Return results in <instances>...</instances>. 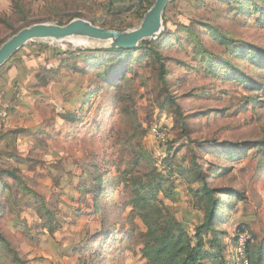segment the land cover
<instances>
[{"label": "rangeland", "instance_id": "obj_1", "mask_svg": "<svg viewBox=\"0 0 264 264\" xmlns=\"http://www.w3.org/2000/svg\"><path fill=\"white\" fill-rule=\"evenodd\" d=\"M263 7L264 0H172L157 49L166 84L144 51L127 59V79L111 87L96 80V67L74 71L85 64L66 54L108 43L35 41L19 50L0 69V111L9 112L10 123L0 118V264H144L133 254L136 242L124 240L123 231L144 226L120 183L127 168L139 171L134 160L143 148L173 184L177 195L165 202L191 233L203 219L201 168L210 188L247 199L223 196L229 210L220 228L228 237L248 231L251 247L263 242L264 151L243 156L230 148L264 140V89L245 87L222 65L233 64L264 88V61L252 63L244 49L264 50ZM138 12L127 0H0L9 23L0 24V46L31 25L73 19L129 31L141 23ZM209 54L223 61L208 63ZM91 81L99 90L85 104ZM6 169H16L22 183L2 176ZM98 175L103 192L95 198L90 182H81Z\"/></svg>", "mask_w": 264, "mask_h": 264}, {"label": "trees", "instance_id": "obj_2", "mask_svg": "<svg viewBox=\"0 0 264 264\" xmlns=\"http://www.w3.org/2000/svg\"><path fill=\"white\" fill-rule=\"evenodd\" d=\"M154 1L149 0L145 6L141 4L138 7L140 11L138 12L140 13L139 19H143ZM166 10L163 17L164 23L166 22ZM260 11L264 18V7ZM0 24L9 26L8 21L1 16ZM164 35L165 33L163 32L157 40L142 42L136 49L106 48L79 50V56H75V53L72 52L66 54L75 57L76 60L80 58L85 64V67L76 64L74 71L86 75L88 71L96 67L99 71L96 75V80L106 86L114 87L123 79H127L126 70L129 65L127 59L132 61L136 54L144 51L145 54L141 57L147 55L155 61L158 65L159 77L166 84L168 81V71L164 63L165 59L157 51L165 42ZM217 35L225 45H232L235 42L234 40L225 38V36ZM244 49L249 52L248 57L252 63L261 65V61H264L263 49L252 45ZM209 56L211 58L207 60L208 63L214 64V61L218 59L219 61H223L213 54H209ZM95 60L98 61L96 66L92 64ZM222 65L229 69L226 75L228 77L232 75L233 78L237 79L238 83L248 88L264 89L254 79L238 70L233 64L223 62ZM88 88L89 90L81 96L85 104L89 103V99L99 90V87L95 90L92 81ZM116 100L122 101L119 96L116 97ZM249 100L255 102L254 98H250ZM171 103L175 105L176 102L172 99ZM175 108L176 112L180 115V108L177 105H175ZM240 146L243 149L239 147L230 149H233L232 151H241L242 153L239 155L244 156L250 150L257 149L264 151V140L255 143L247 142ZM134 165L139 169L137 173H133L132 170L127 168L121 173L120 178L124 191L128 193L129 200L127 206L131 209V215L138 218L144 226V229L133 227L130 230L123 231L126 235V239L124 240H132L137 244V249H134L133 254L139 255L146 261V264H209L220 260L227 248L225 240L228 237V232L220 228L227 215L226 210H229L223 196L234 197L238 201H246V197L231 189L210 188L207 184L206 173L201 168H198L196 174L198 180L203 184L202 191L200 192V201L203 202V219L193 227V232L191 233L186 223L177 216L174 208L165 202L166 200L172 201L175 199V195H177L173 184L170 183L168 177L159 172L144 148L138 156H135ZM2 176L19 183L23 181L17 175L16 169H6L2 172ZM89 178L86 179L85 176L81 184L84 181H89L91 188L88 190V193L98 198L103 192V179L99 175L93 176L92 180H89ZM30 193L36 197L38 196L36 192ZM41 209H44V206ZM45 213L51 215L48 210H45ZM47 221V228L53 231L52 218H48ZM244 228L245 226L241 229L239 228V231L245 230ZM237 237L238 235H235L233 238L234 245H236ZM247 258L249 264H264V241L256 247H251V241H249L247 243Z\"/></svg>", "mask_w": 264, "mask_h": 264}, {"label": "water", "instance_id": "obj_3", "mask_svg": "<svg viewBox=\"0 0 264 264\" xmlns=\"http://www.w3.org/2000/svg\"><path fill=\"white\" fill-rule=\"evenodd\" d=\"M171 1L155 0L140 25L129 31L99 27L84 19H73L66 25L42 23L23 28L0 46V69L24 46L35 41L86 39L108 43L111 48L136 49L142 42L157 40L161 36L164 13Z\"/></svg>", "mask_w": 264, "mask_h": 264}, {"label": "crops", "instance_id": "obj_4", "mask_svg": "<svg viewBox=\"0 0 264 264\" xmlns=\"http://www.w3.org/2000/svg\"><path fill=\"white\" fill-rule=\"evenodd\" d=\"M127 1H128V4H132L134 8L135 7L138 8L141 4L145 6L149 0H127ZM4 102L5 101H3L2 106L5 104ZM19 110H20V108H19ZM12 118H13V116H12ZM3 123L5 124V126L9 125L10 124L9 119ZM233 237L234 236L231 234L225 240L227 248H226L225 252L223 253L221 259L218 261H215V262H211L209 264H241L240 258L238 257V255L236 254V251H235V245L233 242ZM143 262H144V264H146L145 260H143Z\"/></svg>", "mask_w": 264, "mask_h": 264}, {"label": "built area", "instance_id": "obj_5", "mask_svg": "<svg viewBox=\"0 0 264 264\" xmlns=\"http://www.w3.org/2000/svg\"><path fill=\"white\" fill-rule=\"evenodd\" d=\"M8 113L9 112L6 109L0 111V118L3 119V122H6L9 119ZM251 240L252 239L248 231L240 233L237 237L235 251L240 258L241 264H249V260L247 258V243Z\"/></svg>", "mask_w": 264, "mask_h": 264}, {"label": "bare ground", "instance_id": "obj_6", "mask_svg": "<svg viewBox=\"0 0 264 264\" xmlns=\"http://www.w3.org/2000/svg\"><path fill=\"white\" fill-rule=\"evenodd\" d=\"M71 41H75V39H73V40H71ZM74 44H80V42H76V43H74ZM85 43H83V45H84Z\"/></svg>", "mask_w": 264, "mask_h": 264}]
</instances>
